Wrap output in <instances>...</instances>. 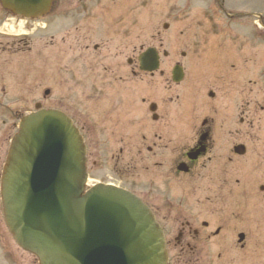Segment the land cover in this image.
<instances>
[{
  "label": "flooded vegetation",
  "instance_id": "1",
  "mask_svg": "<svg viewBox=\"0 0 264 264\" xmlns=\"http://www.w3.org/2000/svg\"><path fill=\"white\" fill-rule=\"evenodd\" d=\"M73 1L51 0L47 6L43 1L36 13L26 15L14 9L17 0H0V264H7L8 256L20 264L23 254L8 240L1 180L10 141L21 117L29 112L27 103L60 110L72 118L85 143L88 177L98 178L87 186L114 184L137 193L125 181L132 182L137 164H143V199L162 228L167 264H262L264 69L257 64L258 74L247 75L245 48L250 40L264 46V26H253L243 35L230 30L228 35L237 43L217 42L212 34L203 44L193 43L194 76L189 92L178 91L167 98L168 87L183 81L171 84L165 70L160 69L163 86L156 85L152 93H145L142 101L148 100L146 108L134 109L133 78H146L150 83L155 77V73L139 70L138 57L127 58L126 64L119 62L116 48L103 51L105 42L94 44L90 52L86 42L95 33L86 30L77 34L67 31L61 46L49 47L54 44L53 35L51 40L47 38L49 17L69 16L75 10ZM77 1L83 5L96 0ZM111 1L115 8L111 12L119 18L145 17L151 11V0ZM89 10L69 18H85L87 24L100 14L98 7V11ZM260 12L254 14H260L258 18L264 21ZM23 18L42 21L31 28L36 42L29 51L31 57L24 59L32 66L26 76L9 73L8 50L18 48L8 42L11 35L4 28L8 20ZM106 36L107 41L112 40L108 33ZM73 45L84 48L71 56L68 46ZM160 47L161 42L155 48L159 51ZM170 51L163 50V58L173 59ZM17 54L23 61L25 54ZM180 55L186 53L181 51ZM163 58L161 66L166 61ZM79 62V70L71 68ZM125 66L130 68L119 74ZM75 77L82 83L88 79L98 83L94 94L86 93L87 85L82 84L84 97L97 98L98 105L80 107L76 117L69 85ZM104 81L112 87L116 83L115 100L107 99L105 104L99 99ZM17 95L22 97H14ZM167 99L181 100L179 108L168 110ZM123 177L129 179L113 182V178Z\"/></svg>",
  "mask_w": 264,
  "mask_h": 264
},
{
  "label": "water",
  "instance_id": "2",
  "mask_svg": "<svg viewBox=\"0 0 264 264\" xmlns=\"http://www.w3.org/2000/svg\"><path fill=\"white\" fill-rule=\"evenodd\" d=\"M141 59L142 69L158 68L152 50ZM181 77L176 68L174 79ZM85 178L84 146L71 121L47 110L24 117L3 176L18 243L41 264H165L161 231L142 202L111 186L82 194Z\"/></svg>",
  "mask_w": 264,
  "mask_h": 264
},
{
  "label": "rangeland",
  "instance_id": "3",
  "mask_svg": "<svg viewBox=\"0 0 264 264\" xmlns=\"http://www.w3.org/2000/svg\"><path fill=\"white\" fill-rule=\"evenodd\" d=\"M97 1L98 0L95 2ZM100 1V3H98V1L96 4L95 2H87L83 5H79L77 0L73 1L72 5L73 7L75 5V10H72L73 12H71L69 16L73 14L75 17H77V12L80 10L90 11L89 9H93L98 11L97 7L100 10L99 16L97 18L89 19L87 24H85V18L79 19L78 17L72 20L69 18V16L64 17L63 15L49 17L47 31L50 33V35L47 38L51 40V35H53L52 41L55 44L52 46L50 45L49 47H55L56 49L57 46H61V41L63 40L64 34L67 31L77 34L78 32H84V30H86L88 32L95 33L91 34L90 38L86 42L90 46V52H92V46L94 44H98L100 46L101 43L105 42L106 45L103 47V51H106L108 48H116L119 53L118 57L116 58L117 61L122 62L124 60L126 64L127 58H136L137 55L147 47L155 46L157 48L158 43L161 42L162 47H160L159 51L163 52V50L171 49L170 52L173 54V59L171 60H166L163 58V62L164 60L166 61L161 66V69L165 70L166 79H170L171 83V68L173 67L174 62H179L182 64L185 70V78L183 82L179 86H172V88L168 87V90H166L167 98L170 96L174 97L178 91L180 93L189 92L190 84L194 76L193 43L203 44L208 34H212V38L217 42L237 43V40H233V35H228L230 30L235 33L240 32V34L243 35L249 33L252 29L251 27L253 26H264V21H262L261 18H258V16L260 17V14H254V12L259 13L261 11L260 13H262V16L264 17V0H151V11L149 12V15L145 17H135L133 19L119 18L116 16V14L114 15L111 12L113 9H115L111 0ZM87 6L89 8H87ZM96 11H94V13H96ZM89 15L91 16V14ZM233 21H236L237 24H233ZM24 22L25 20H23V23ZM164 23L169 24L167 29L163 28ZM29 24L30 21L26 24V27L29 26ZM96 27H99L98 32L95 30ZM235 27L239 29H236ZM236 30L238 31L236 32ZM107 33L108 36H111L110 38L112 40H106ZM234 36L238 35L236 34ZM7 37H9L8 42L17 44L16 47L19 49L8 50L7 59L9 62L7 66L8 69L12 68L10 69L11 72L9 73L13 75H26V71H28V73L30 72L31 66L30 64L24 65V63H21V59H18L20 57L17 56V53L25 54L23 55V60L27 57L29 58V51L32 49V44L36 42L35 36L29 34L23 36ZM122 46L125 50L122 48ZM83 48L84 46H68L71 56L74 54L78 55L83 50ZM201 48L204 47L201 46ZM245 50L247 52V75L251 74L254 76L259 72L260 67H258L257 64H264V46H260L259 44H256L254 41L250 40V42L246 43ZM181 51L185 52L186 55L181 56ZM20 64L21 66H19ZM80 65L81 62H79V64L73 65L71 68L79 70ZM263 66H261L262 69L264 68ZM19 67H21L22 70ZM83 67V73H86L85 70H87V67ZM15 68H17L18 71H15ZM120 68L119 74H125L127 69L130 67L125 66ZM159 75V72H156L155 77L150 78V83H147L146 78L144 79L138 76L133 78L132 98L134 100V109L137 107L146 108L148 106V100L147 102L142 101V98L145 97V93H152L154 86L156 85L160 87L163 86ZM82 84L87 85L86 93L91 94H94V85L98 86V83L95 84L94 82H90L89 79L87 80V83L79 82L77 77L71 79L69 84L70 101L76 111L74 112L75 117L77 113H79L78 109L80 107L98 105V102H96L97 98L84 97V88H82ZM101 84L103 89L101 92H99V99L103 101V104L107 102V99L111 101L115 100L116 89H113V87L116 85V83L113 84V87L109 82L106 81L102 82ZM147 86L150 88L149 91H147ZM14 97L22 96L17 95ZM167 100L169 101V99ZM180 101L175 99L172 102L169 101L166 105V108H169L168 110H171V107L178 109V104H180ZM26 109L33 110V107L30 103H27ZM142 166V163L137 164V168L133 175L135 179H130L132 182L125 181L129 179H127V177H123L124 180L113 178V182L119 183V181H122L124 183L125 181L128 187L137 191L141 197H144V192L141 185L143 184L142 179L145 173L143 172ZM91 178L98 179L95 176ZM9 241L11 245H13L11 240ZM261 242L263 251L261 258L262 264H264V232ZM19 262L20 264H38L34 256L24 253L20 255ZM7 264H14L9 256L7 258Z\"/></svg>",
  "mask_w": 264,
  "mask_h": 264
}]
</instances>
